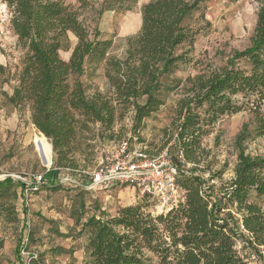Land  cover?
I'll return each mask as SVG.
<instances>
[{"label": "trees", "instance_id": "16d2710c", "mask_svg": "<svg viewBox=\"0 0 264 264\" xmlns=\"http://www.w3.org/2000/svg\"><path fill=\"white\" fill-rule=\"evenodd\" d=\"M2 1L9 10L10 29L25 52L8 101L20 111L28 109L32 125L50 141V184L59 172L78 171L76 156L88 139L84 135L102 142L120 140L124 128L115 131L119 111L121 119L133 113L132 129L140 134L145 121L165 105L166 94L184 91L161 149L178 170L180 198L157 215L144 203L157 202L145 196L142 203L122 207L115 215L98 208V215L82 222L83 201L81 212H73L81 227L78 235L87 238L81 264H259L242 255L237 244L245 238L258 254L264 249V156H252L244 148L246 142L264 138V0H257L251 46L234 51L223 68L185 81L174 75L193 59L190 50H180L193 47L190 21L212 0H152L141 10L139 33L127 39L124 58L110 56L112 40L102 38L98 30L91 32L61 0ZM79 2L89 5L88 0ZM137 2L106 0L103 11H130ZM70 33L78 43L66 61L60 51ZM101 64L107 90L89 93L82 77ZM4 72L0 66L2 76ZM241 112L252 119L236 139L234 176L223 182V171L212 172L204 140L220 120ZM126 140L131 151V139ZM207 172L212 173L208 182L220 184L206 186ZM48 182L42 186L51 187ZM18 187L28 188L20 180L0 181V215L12 222L11 202L17 199ZM19 264L39 262L31 257Z\"/></svg>", "mask_w": 264, "mask_h": 264}, {"label": "rangeland", "instance_id": "374dc122", "mask_svg": "<svg viewBox=\"0 0 264 264\" xmlns=\"http://www.w3.org/2000/svg\"><path fill=\"white\" fill-rule=\"evenodd\" d=\"M61 1L81 16L91 32L98 30L102 38L112 40L110 56L125 57L127 39L133 36L119 35L126 26L137 30L138 2L130 11L116 12L103 11L106 0H88L89 5L85 7L79 0ZM2 4L0 0V28L5 32L4 37L0 38V66L5 70L3 76L0 74V181L12 178L31 185L34 177L42 174L50 181L54 164L50 141L43 138L32 125L28 109L20 111L8 101L16 86L15 74L25 52L18 46L9 23L4 21ZM258 6L257 0H212L203 4L190 21L195 43L192 48L184 46L180 50H190L193 62L181 68L174 78L185 81L200 74H209L226 66L234 51L249 48L256 28ZM113 14L117 20L115 22L111 21ZM100 27L101 30L103 27L113 32L112 36H106ZM77 43L76 36L68 34V41L60 51L63 60H69ZM82 81L89 87V93L96 90L106 92L104 64L88 68ZM183 96V90L166 94L165 105L145 121L140 134H135L132 129L133 113L121 119L119 111L115 131L120 133L124 128L120 140L102 142L98 137L89 140L90 135H84L88 139L82 141L83 146L76 156L78 171L59 172L53 177V184L47 181L51 187L42 186L28 197L18 187L17 199L11 202L15 221L7 219L5 214L0 215V264H19L29 261L31 257L39 264H70L74 260L83 263L86 259L84 248L87 238L78 235L81 227L75 223L74 210L81 212L82 202H85L84 222L90 216L98 215V208L115 215L122 207L142 203V197L129 183L118 181L107 186L93 185L92 175L103 160L111 158L113 148L126 139H131V153H145L149 158L166 153V149L161 151L166 140L165 131L172 129L175 111ZM250 119L252 116L248 112L226 116L204 140V147L210 152L208 161L212 172L223 171V182H229L234 176L238 153L236 139ZM244 148L247 154L264 156V138L248 141ZM211 174H204L206 186L210 183L220 184L219 180L208 182ZM67 178L80 182V186L61 183ZM57 185L62 187L55 190ZM144 203L148 212L157 215V203ZM244 239H239L237 249L245 257L258 259L259 264H264V249L259 248L260 256L252 247H248Z\"/></svg>", "mask_w": 264, "mask_h": 264}, {"label": "built area", "instance_id": "2783aa9c", "mask_svg": "<svg viewBox=\"0 0 264 264\" xmlns=\"http://www.w3.org/2000/svg\"><path fill=\"white\" fill-rule=\"evenodd\" d=\"M1 7L5 14L4 21L9 23L10 14L6 4H2ZM4 35L5 32L1 27L0 38ZM177 171L167 152L155 158H149L143 153H131L129 140H124L113 148L110 159L103 160L91 180L93 185L107 186L118 181L129 183L141 197L148 196L154 199L159 211H162L176 203L181 196L175 181ZM46 182V175L35 176L33 183L27 185L28 188L23 194L28 197L32 190H37ZM66 182L80 186V182L73 179L67 178L61 181V183Z\"/></svg>", "mask_w": 264, "mask_h": 264}, {"label": "crops", "instance_id": "0c3cea01", "mask_svg": "<svg viewBox=\"0 0 264 264\" xmlns=\"http://www.w3.org/2000/svg\"><path fill=\"white\" fill-rule=\"evenodd\" d=\"M152 0H139L138 1V6H139V8H140V11H139V14H137V16H136V25H137V30L136 31H133V30H131L129 27H125L123 30H122V32H121V34L119 35V36H126V37H130V36H135V35H137L138 33H139V31H140V29H141V26H142V13H141V10H142V8L146 5V4H148L149 2H151ZM114 14L112 15V19H111V21L112 22H115V21H117L116 20V18H114ZM103 26V25H102ZM100 30H101V27H100ZM130 30L132 31V32H130ZM103 33L104 32H106V36H112V33L107 29H105V28H103L102 27V30H101ZM16 38V37H15ZM17 39V38H16Z\"/></svg>", "mask_w": 264, "mask_h": 264}]
</instances>
